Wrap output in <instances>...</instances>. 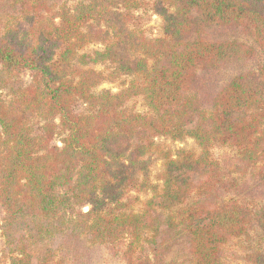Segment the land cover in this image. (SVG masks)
<instances>
[{"label": "trees", "instance_id": "1", "mask_svg": "<svg viewBox=\"0 0 264 264\" xmlns=\"http://www.w3.org/2000/svg\"><path fill=\"white\" fill-rule=\"evenodd\" d=\"M5 2L0 264H61L78 236L121 247L129 264L146 251L143 264L167 253L169 264H226L232 245L241 264H264V203L237 191L249 173L264 188V60L250 66L264 53V0ZM148 10L159 37L139 23ZM105 83L121 89L96 92ZM137 98L147 112L129 106ZM219 147L235 152L228 170Z\"/></svg>", "mask_w": 264, "mask_h": 264}, {"label": "rangeland", "instance_id": "2", "mask_svg": "<svg viewBox=\"0 0 264 264\" xmlns=\"http://www.w3.org/2000/svg\"><path fill=\"white\" fill-rule=\"evenodd\" d=\"M149 2H152L154 0H147ZM5 0H0V12H3L6 10ZM139 17V23L142 27V30L144 31L145 36L147 37H159L160 35V19L152 13L151 10L148 11H139L137 13ZM228 32L225 31H218L217 35L219 37H225V34ZM230 37L239 39V40H245L241 35L234 33ZM99 46H90L88 48V51L99 49ZM262 60H264V53H259L257 58L253 60L250 64V66H253L255 64L260 63ZM248 66V65H247ZM103 66H96L95 69L102 70ZM234 68L232 67L227 71H223L220 74L212 75L217 76L214 77V84L217 85L221 81H218L215 83V81L220 80L221 78H228V76H231L234 72ZM221 75V76H220ZM19 83L22 86H27L30 81V73L24 72L18 77ZM211 85V86H212ZM120 86L118 83L115 84H109L105 83L100 85L96 92H99L101 90H109L113 93L118 92L120 90ZM214 89H211V91ZM210 91V92H211ZM0 95L7 99L9 98V90L8 89H1ZM210 96V94H209ZM208 96V97H209ZM203 101V100H202ZM129 106L134 107L135 111L138 113H144L147 112V108L143 105V101L141 98H137L132 100L128 103ZM81 107H77L75 111H80ZM159 142H163V140H159ZM166 144L169 145V142L166 141ZM54 144H57V146H60V143L57 139L54 140ZM170 146L174 149L176 148H184V149H191L194 147L193 142L191 140H187L183 143H174ZM235 155L234 151H231L227 148H215L213 150V157L218 160L221 163V167L224 170H228L227 166L230 164L231 158H233ZM161 168V164L158 162L152 167L153 174L157 173ZM227 182L229 180H226ZM237 191L239 192L238 198H243L245 200L251 201L253 197H255V200H262L258 202L264 203V188L261 186L259 181L254 177L251 176V174H247L244 177H242L238 181V187ZM87 211V208L84 209V212ZM2 218V211L0 209V220ZM1 226V225H0ZM180 236V235H178ZM186 241L184 239H179L178 237V243L174 246L175 250L180 248L185 244ZM60 243V242H59ZM58 243V244H59ZM0 244H2L1 238H0ZM54 248H56L58 245H56V242L53 243ZM240 246L239 245H232L228 248V250H225V262L226 264H241L239 260L240 255ZM175 252V251H174ZM173 252V253H174ZM57 254L60 258L63 259V262L61 264H129V261L127 258H125V255L123 253V249L119 246L113 247V246H97V245H90L84 238L79 237L78 239L74 241V243H71L70 241L63 245L58 251ZM140 255L132 257L131 261H135L137 257L142 258L139 262L136 264H143L144 257L148 256L150 257V254L146 252H139ZM174 256V255H173ZM172 261V254L167 253L164 256L163 264H169ZM151 263V262H150Z\"/></svg>", "mask_w": 264, "mask_h": 264}]
</instances>
